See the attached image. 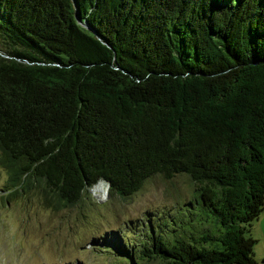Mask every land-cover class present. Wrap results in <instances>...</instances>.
Masks as SVG:
<instances>
[{"label": "trees", "instance_id": "16d2710c", "mask_svg": "<svg viewBox=\"0 0 264 264\" xmlns=\"http://www.w3.org/2000/svg\"><path fill=\"white\" fill-rule=\"evenodd\" d=\"M0 166L53 209L183 174L115 264H264V0H0Z\"/></svg>", "mask_w": 264, "mask_h": 264}, {"label": "rangeland", "instance_id": "374dc122", "mask_svg": "<svg viewBox=\"0 0 264 264\" xmlns=\"http://www.w3.org/2000/svg\"><path fill=\"white\" fill-rule=\"evenodd\" d=\"M4 181L0 166V264H115L119 257L115 241L138 240L149 216L176 211L190 186L183 174L169 178L153 174L122 198L109 194L107 184L99 180L88 188L84 202L53 209L37 194L4 200ZM250 234L256 239L253 256L260 261L264 207Z\"/></svg>", "mask_w": 264, "mask_h": 264}, {"label": "bare ground", "instance_id": "6f19581e", "mask_svg": "<svg viewBox=\"0 0 264 264\" xmlns=\"http://www.w3.org/2000/svg\"><path fill=\"white\" fill-rule=\"evenodd\" d=\"M95 185H96V184H95ZM98 185H99V184H98ZM98 185H97V186H98ZM95 188H96V186H95ZM103 190H104V189H103Z\"/></svg>", "mask_w": 264, "mask_h": 264}]
</instances>
